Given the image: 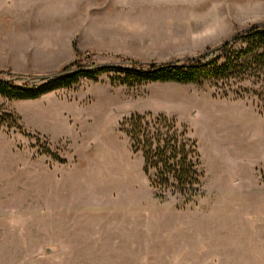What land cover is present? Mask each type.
I'll use <instances>...</instances> for the list:
<instances>
[{
    "label": "rangeland",
    "instance_id": "1",
    "mask_svg": "<svg viewBox=\"0 0 264 264\" xmlns=\"http://www.w3.org/2000/svg\"><path fill=\"white\" fill-rule=\"evenodd\" d=\"M19 10L58 23L18 30ZM254 24L264 0H0V76L39 84L78 59L184 61ZM112 74L33 100L0 97L17 115L0 127V264H264V103L235 97L233 82L127 87ZM144 113L197 141L195 204L155 197L120 130Z\"/></svg>",
    "mask_w": 264,
    "mask_h": 264
},
{
    "label": "trees",
    "instance_id": "2",
    "mask_svg": "<svg viewBox=\"0 0 264 264\" xmlns=\"http://www.w3.org/2000/svg\"><path fill=\"white\" fill-rule=\"evenodd\" d=\"M106 72L113 73L109 78L111 84L127 87L166 82H233L238 86L233 91L235 97L253 94L264 103V24L251 25L217 46L215 51L208 49L184 61L87 67L80 65L78 59L65 65L56 79L40 80L39 84L28 80L17 82L18 78L10 74L6 75L7 79L0 76V97L33 100L58 88H69L83 77L97 81ZM15 120V113L0 107V127L10 129V121ZM120 130L128 137L131 151L141 155L143 173L156 198L180 199L186 206L203 197L199 148L185 127L173 118L144 113L131 114L120 123Z\"/></svg>",
    "mask_w": 264,
    "mask_h": 264
},
{
    "label": "crops",
    "instance_id": "3",
    "mask_svg": "<svg viewBox=\"0 0 264 264\" xmlns=\"http://www.w3.org/2000/svg\"><path fill=\"white\" fill-rule=\"evenodd\" d=\"M14 12V11H13ZM18 12H22L21 10L19 11H16L15 13H13V25H14V28L15 29H18L20 30V27H24V28H33V26H36V25H41V24H44V25H50L52 27H54V25H57V24H54L55 21H57L58 23V19H56L55 17H34V16H30V15H25L24 17H21ZM18 14V15H17ZM20 16V17H17V16ZM72 25H74L72 23ZM73 30V33L75 34V26L72 27L70 26L68 32H72ZM61 40V39H60Z\"/></svg>",
    "mask_w": 264,
    "mask_h": 264
},
{
    "label": "water",
    "instance_id": "4",
    "mask_svg": "<svg viewBox=\"0 0 264 264\" xmlns=\"http://www.w3.org/2000/svg\"><path fill=\"white\" fill-rule=\"evenodd\" d=\"M216 48V47H215ZM215 48L211 49V51H215ZM59 73H55V74H51V75H47V76H43L40 78V80H45L48 81L50 79H56L58 77Z\"/></svg>",
    "mask_w": 264,
    "mask_h": 264
},
{
    "label": "bare ground",
    "instance_id": "5",
    "mask_svg": "<svg viewBox=\"0 0 264 264\" xmlns=\"http://www.w3.org/2000/svg\"><path fill=\"white\" fill-rule=\"evenodd\" d=\"M125 197H126V196H125ZM122 200L125 201V199H122ZM122 200H121V201H122ZM121 203H123V202H121Z\"/></svg>",
    "mask_w": 264,
    "mask_h": 264
}]
</instances>
